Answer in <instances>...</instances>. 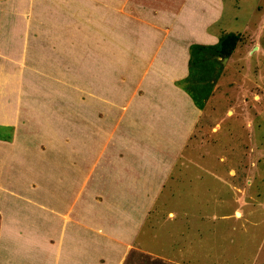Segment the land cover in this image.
Here are the masks:
<instances>
[{
  "label": "rangeland",
  "instance_id": "374dc122",
  "mask_svg": "<svg viewBox=\"0 0 264 264\" xmlns=\"http://www.w3.org/2000/svg\"><path fill=\"white\" fill-rule=\"evenodd\" d=\"M27 1L16 0L19 7L11 13L31 23L28 36L42 49L29 58L34 71L18 72L26 89L18 105L27 103L22 110L32 112L22 118V131L41 154L47 125L54 132L61 126L75 130L74 97L88 121L93 97L102 118L104 101L120 99L122 85L139 88L140 19L147 14L140 12V0ZM222 1L221 17L210 30L218 38L235 33L238 41L228 57L216 60L218 76L208 82L203 111L178 155L170 161L164 156L145 171L153 177L140 182V192L147 190L144 199L155 196L140 231V251L126 258L131 264H264V0ZM164 25V34L172 30ZM7 99L13 102V96ZM7 116L12 118L11 110ZM12 166L0 178L7 191Z\"/></svg>",
  "mask_w": 264,
  "mask_h": 264
},
{
  "label": "crops",
  "instance_id": "0c3cea01",
  "mask_svg": "<svg viewBox=\"0 0 264 264\" xmlns=\"http://www.w3.org/2000/svg\"><path fill=\"white\" fill-rule=\"evenodd\" d=\"M222 6V0H140L147 18L140 19L139 88L122 85L120 99L104 101L102 118L93 97L88 121L74 97L75 130L60 125L54 132L47 125L40 154L22 131V118L32 112L18 102L26 97L19 71H34L27 64L42 44L28 36L31 23L11 13L19 7L16 0H0V127L7 131L0 134V178L10 175L12 161L22 167L12 166L8 191L0 180V264H131L126 258L140 251V231L155 196L144 199L147 190L140 192V182L153 177L145 171L178 155L203 111L175 80L188 74L191 43L218 41L210 27ZM164 23L172 29L166 34Z\"/></svg>",
  "mask_w": 264,
  "mask_h": 264
},
{
  "label": "trees",
  "instance_id": "16d2710c",
  "mask_svg": "<svg viewBox=\"0 0 264 264\" xmlns=\"http://www.w3.org/2000/svg\"><path fill=\"white\" fill-rule=\"evenodd\" d=\"M238 41L235 33L222 34L215 44L189 45L188 74L178 81L181 88L191 97L194 104L202 109L208 98L211 86L208 83L218 76L219 71L214 68L216 60L228 57L234 50Z\"/></svg>",
  "mask_w": 264,
  "mask_h": 264
}]
</instances>
